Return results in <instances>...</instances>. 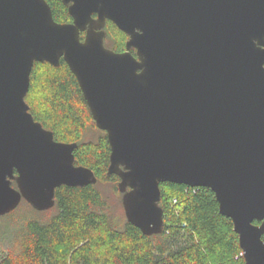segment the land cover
Segmentation results:
<instances>
[{
	"label": "water",
	"instance_id": "obj_1",
	"mask_svg": "<svg viewBox=\"0 0 264 264\" xmlns=\"http://www.w3.org/2000/svg\"><path fill=\"white\" fill-rule=\"evenodd\" d=\"M63 3L70 22L47 0H0V216L98 181L26 101L35 63L63 58L107 132L128 221L159 234L162 182L208 187L245 264H264V0ZM108 20L129 36L124 51L106 46Z\"/></svg>",
	"mask_w": 264,
	"mask_h": 264
},
{
	"label": "trees",
	"instance_id": "obj_2",
	"mask_svg": "<svg viewBox=\"0 0 264 264\" xmlns=\"http://www.w3.org/2000/svg\"><path fill=\"white\" fill-rule=\"evenodd\" d=\"M47 2L57 21H72L63 0ZM105 29L106 46L124 51L129 36L111 20ZM40 80V98L33 100ZM26 101L35 120L53 131L56 140L78 143L76 164L92 168L98 181L58 187L56 203L49 209L38 210L22 199L0 216V264H245L233 221L221 213L208 187L162 182L165 226L159 234L146 235L128 221L120 177L107 174V132L97 127L78 79L63 58L59 66L35 63ZM105 184L112 185L114 197Z\"/></svg>",
	"mask_w": 264,
	"mask_h": 264
},
{
	"label": "rangeland",
	"instance_id": "obj_3",
	"mask_svg": "<svg viewBox=\"0 0 264 264\" xmlns=\"http://www.w3.org/2000/svg\"><path fill=\"white\" fill-rule=\"evenodd\" d=\"M38 71H39V73H42L41 71H43V67H40L39 69H38ZM40 83H38L37 84V86L35 87V89H34V92H33V94H32V96H31V98L34 100H38L39 98H40V90H41V88H42V81L40 80L39 81ZM37 98V99H36ZM111 186L112 185H110V184H105L104 185V188L107 190V192L108 193H110V195H112V197H114V193H113V191H110V189H111ZM117 200V199H116Z\"/></svg>",
	"mask_w": 264,
	"mask_h": 264
}]
</instances>
